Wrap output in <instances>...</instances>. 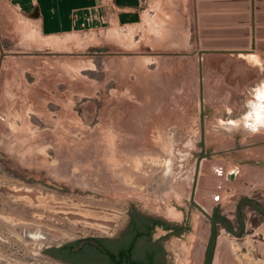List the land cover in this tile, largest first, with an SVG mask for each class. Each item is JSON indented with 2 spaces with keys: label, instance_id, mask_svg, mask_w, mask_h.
<instances>
[{
  "label": "rangeland",
  "instance_id": "obj_1",
  "mask_svg": "<svg viewBox=\"0 0 264 264\" xmlns=\"http://www.w3.org/2000/svg\"><path fill=\"white\" fill-rule=\"evenodd\" d=\"M166 19L47 38L0 0V264H51L39 248L115 234L131 210L152 215L163 199L190 219L183 264H198L196 245L205 264L211 222L190 205L202 96L213 156L202 162L196 203L233 228L239 201L264 207V123L251 125L264 103V52L246 50L262 65L254 71L238 53L203 52L202 39L221 38L200 35L212 21L198 15L194 29ZM242 210L241 238L219 224L214 264H264V216Z\"/></svg>",
  "mask_w": 264,
  "mask_h": 264
},
{
  "label": "crops",
  "instance_id": "obj_2",
  "mask_svg": "<svg viewBox=\"0 0 264 264\" xmlns=\"http://www.w3.org/2000/svg\"><path fill=\"white\" fill-rule=\"evenodd\" d=\"M199 1L206 0H6V4L24 18L33 22L41 36L51 38L65 34L82 31H98L105 29H130L135 28L159 15L165 16L167 21L174 20V16L180 17L184 27L189 28L190 23L194 29H200L197 22L200 12L197 9ZM210 3L203 4L206 13L214 15L207 19L214 25L208 28L221 30L214 38L216 40L229 41L231 45L242 41H253L254 20L256 5L264 14V0H207ZM37 13V18L31 15ZM170 15L172 16L170 18ZM249 22V24H247ZM250 29V36L242 30ZM226 54H236L224 52ZM223 53V54H224ZM213 56H222L214 54ZM226 56V55H225ZM228 56V55H227ZM254 63V64H253ZM250 66L254 71L259 70L261 63L256 60ZM257 65L258 68H255ZM263 71V70H262ZM263 84L253 90L252 100L262 95ZM254 120L251 125L264 123V103L255 106Z\"/></svg>",
  "mask_w": 264,
  "mask_h": 264
},
{
  "label": "flooded vegetation",
  "instance_id": "obj_3",
  "mask_svg": "<svg viewBox=\"0 0 264 264\" xmlns=\"http://www.w3.org/2000/svg\"><path fill=\"white\" fill-rule=\"evenodd\" d=\"M163 204L164 199L162 209L149 216L137 217L135 211L131 210L127 224L115 234L42 247L38 249L36 255L42 262L51 264H183L186 261L184 253L187 252L186 237L190 232V219L184 218L183 206L179 205L180 208H176L177 210H171L163 207ZM190 205L196 208L191 204V196ZM242 208L241 216L245 224ZM201 213L205 216L203 212ZM216 213L218 212L210 215L214 216ZM226 219L235 233H238L240 223L237 211L238 228H233L230 220ZM217 229L219 233V225ZM89 240L97 241L98 245L82 243Z\"/></svg>",
  "mask_w": 264,
  "mask_h": 264
},
{
  "label": "water",
  "instance_id": "obj_4",
  "mask_svg": "<svg viewBox=\"0 0 264 264\" xmlns=\"http://www.w3.org/2000/svg\"><path fill=\"white\" fill-rule=\"evenodd\" d=\"M260 0H257V3H259ZM206 3V2H205ZM202 4H204L203 1H199V10L202 9ZM257 13L255 15L254 22L257 24L254 36L257 38V41H255L254 44H252L248 39L246 41H242L241 43L231 45L223 40H207V39H202L200 41L201 47L203 48V52H232V53H238L239 56L245 58L248 62H252L255 59V55L251 53L249 50L251 47L253 49H258L262 52H264V14L260 12L257 7ZM38 14L33 13L31 15L32 18H37ZM206 15H199V21L203 25H208V20H207ZM221 32V31H220ZM242 32L247 36V38L250 36L251 30L250 29H245L242 30ZM219 32L213 29L209 28H203L200 31V35L203 38H208V37H213L218 35ZM0 49L2 52L1 59H0V68L1 64L3 62V58L5 56V53L3 51V47L0 42ZM201 53L200 55H202ZM207 116V112L205 111L204 107V99L203 96L201 98V141H200V147H201V152L197 156V161H196V169H195V177H194V183H193V188L191 192V204L198 208L201 212H203L207 218L211 221V237H210V242H209V247L206 255V261L205 264H213L214 263V258L216 254V249H217V242H218V229L217 226L219 224H222L224 228L231 233L233 236L237 238H241L243 236V233L245 232V224L241 216V207L243 206H249L252 207L254 210L258 211L261 215L264 216V207L252 200L249 199H243L239 201L236 207L237 211V217L240 223V231L238 233H235V231L231 228L230 224L228 223L227 219L219 214L216 213L214 216H210L204 209H202L197 203H195V196H196V191H197V186H198V180H199V174L201 170V165L202 162L205 158L209 159L213 156V153L211 151L206 150V131H205V119ZM82 243H92L94 245H98L97 241L95 240H89V241H84ZM81 243V244H82ZM101 248V247H100ZM102 249V248H101ZM51 261L57 262L54 259H50Z\"/></svg>",
  "mask_w": 264,
  "mask_h": 264
},
{
  "label": "bare ground",
  "instance_id": "obj_5",
  "mask_svg": "<svg viewBox=\"0 0 264 264\" xmlns=\"http://www.w3.org/2000/svg\"><path fill=\"white\" fill-rule=\"evenodd\" d=\"M102 152V151H101ZM101 156V155H100ZM203 206V208H204V210L206 211V213L211 209V207H210V205L209 204H203L202 205ZM201 207V206H200ZM202 208V207H201ZM202 208V209H203ZM209 214V213H208ZM210 215V214H209ZM206 216V215H205ZM211 216V215H210ZM207 217V216H206ZM201 223H202V217H198V218H196V228L198 229V227H200V225H201ZM200 246H198V245H196V248H195V251L193 252V254H195V257H196V263H198V264H201V261H199L198 259H199V257L200 256H202L201 255V251H200ZM217 250V249H216ZM215 256H216V254H215ZM215 259V258H214Z\"/></svg>",
  "mask_w": 264,
  "mask_h": 264
},
{
  "label": "clouds",
  "instance_id": "obj_6",
  "mask_svg": "<svg viewBox=\"0 0 264 264\" xmlns=\"http://www.w3.org/2000/svg\"><path fill=\"white\" fill-rule=\"evenodd\" d=\"M257 129H253V131H256Z\"/></svg>",
  "mask_w": 264,
  "mask_h": 264
}]
</instances>
